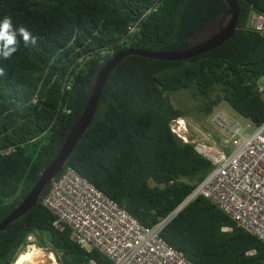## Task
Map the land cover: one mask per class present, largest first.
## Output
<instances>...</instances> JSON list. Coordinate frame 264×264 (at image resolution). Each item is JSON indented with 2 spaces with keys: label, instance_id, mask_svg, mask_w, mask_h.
<instances>
[{
  "label": "trees",
  "instance_id": "1",
  "mask_svg": "<svg viewBox=\"0 0 264 264\" xmlns=\"http://www.w3.org/2000/svg\"><path fill=\"white\" fill-rule=\"evenodd\" d=\"M237 2V29L220 48L178 62L124 60L61 174L73 169L145 227L169 217L212 169L170 132L172 119H208L225 104L248 123H264L258 91L264 36L247 27L252 11L264 16V0ZM154 4L156 11L144 16ZM225 10L222 0H0V20L10 17L36 39L27 47L20 39L13 56L0 57V151L14 148L0 153V222L55 158L111 56L125 49L179 50ZM186 91L200 102L175 107L172 95ZM55 219L40 200L12 222L0 232V264H12L30 234L62 264H111L100 251L77 246L65 224L53 226ZM160 238L193 264H264V243L202 196Z\"/></svg>",
  "mask_w": 264,
  "mask_h": 264
},
{
  "label": "built area",
  "instance_id": "2",
  "mask_svg": "<svg viewBox=\"0 0 264 264\" xmlns=\"http://www.w3.org/2000/svg\"><path fill=\"white\" fill-rule=\"evenodd\" d=\"M157 6H151L144 16L156 11ZM136 27L137 24L130 33L137 32ZM247 27L264 36V16L252 11ZM258 91L264 93V87L260 85ZM208 122L214 131L211 135L202 134L203 137L193 135L185 117L169 123L170 132L181 143L193 145L212 165L174 216L202 196L264 243V123L244 125L220 108L212 112ZM13 150L10 147L0 153ZM48 189L41 203L55 216L53 226L62 229L65 224L77 246L100 251L111 264H193L160 238L162 229L174 216L168 222H164L167 217L152 228L145 227L71 168L60 173ZM23 250L26 257L28 253L54 254L48 248H39L33 234L26 237Z\"/></svg>",
  "mask_w": 264,
  "mask_h": 264
},
{
  "label": "water",
  "instance_id": "3",
  "mask_svg": "<svg viewBox=\"0 0 264 264\" xmlns=\"http://www.w3.org/2000/svg\"><path fill=\"white\" fill-rule=\"evenodd\" d=\"M222 1L226 5L227 10L218 13L213 20L197 29L193 34L187 36L184 39V41L187 42L185 47L172 52H156L142 48L125 49L111 56L108 61L99 68L94 76L93 89L81 116L67 130L59 152L51 163L42 171L31 190L20 198V203L0 222V232L5 231L12 222L31 211L41 200L51 182L59 176L68 159L74 152L75 147L90 126L101 95L106 85L110 82L112 74L124 60L131 56H137L152 61H185L220 48L224 43L232 39L237 29L239 5L237 0ZM251 124L256 126L257 121L252 120ZM176 212L177 211L172 213L164 222H168ZM22 256H24L23 252L18 253L12 264H17L18 259ZM34 256L32 260L28 259L26 262H34ZM49 259L50 254L44 253L43 257L38 260V262L47 263Z\"/></svg>",
  "mask_w": 264,
  "mask_h": 264
},
{
  "label": "rangeland",
  "instance_id": "4",
  "mask_svg": "<svg viewBox=\"0 0 264 264\" xmlns=\"http://www.w3.org/2000/svg\"><path fill=\"white\" fill-rule=\"evenodd\" d=\"M261 84L264 87V81H262ZM262 97L264 99V94L262 95ZM171 101L175 107H177L179 109H184V110L188 109V108H192L193 106H196L197 102H200L199 100L196 101L192 98L191 91H186V92L174 94L171 97ZM218 108H220L221 110H223L227 114L236 118L240 123H242L244 125L248 124V121H245L244 119L239 117L235 112H233L231 109H229L227 107V105L222 104ZM185 118H187L189 123L191 124L192 133L195 137H203V135H208V134L211 135L213 133L212 131H214L213 128L210 126V124L208 125V123H209L208 119H205L202 115H196L195 114V115L186 116ZM194 128H196L198 131L195 132ZM202 128H204L205 130L207 129V130L205 131ZM39 254L40 255L36 254L34 256V259H35L34 262H32V261L26 262V260H24L22 258L23 260L20 259L19 264H41L40 262H38V260H40L43 257L44 253H39Z\"/></svg>",
  "mask_w": 264,
  "mask_h": 264
},
{
  "label": "clouds",
  "instance_id": "5",
  "mask_svg": "<svg viewBox=\"0 0 264 264\" xmlns=\"http://www.w3.org/2000/svg\"><path fill=\"white\" fill-rule=\"evenodd\" d=\"M20 39H22L25 47L29 44H36V39L26 27L23 25L18 27L14 26L10 17H3V19L0 20V57L8 59L13 56L17 51ZM0 74H2V72H0Z\"/></svg>",
  "mask_w": 264,
  "mask_h": 264
},
{
  "label": "flooded vegetation",
  "instance_id": "6",
  "mask_svg": "<svg viewBox=\"0 0 264 264\" xmlns=\"http://www.w3.org/2000/svg\"><path fill=\"white\" fill-rule=\"evenodd\" d=\"M21 252H23L24 253V250L23 251H21ZM20 253V252H19ZM23 257H20L19 259H18V261H17V264H19V260L20 259H22ZM23 260V259H22ZM41 264H59V261H58V258H57V256L56 255H50V259H49V261L47 262V263H41Z\"/></svg>",
  "mask_w": 264,
  "mask_h": 264
},
{
  "label": "bare ground",
  "instance_id": "7",
  "mask_svg": "<svg viewBox=\"0 0 264 264\" xmlns=\"http://www.w3.org/2000/svg\"><path fill=\"white\" fill-rule=\"evenodd\" d=\"M28 254H29V257H26V256H24V257H26V258L23 257V259L26 260V261H27L28 259H29V260H32V257L34 256L35 253H34V254H30V253H28ZM35 255H36V254H35ZM37 255H39V253H37ZM32 262H33V261H32Z\"/></svg>",
  "mask_w": 264,
  "mask_h": 264
}]
</instances>
